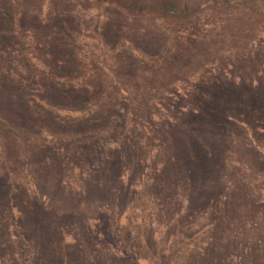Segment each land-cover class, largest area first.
Wrapping results in <instances>:
<instances>
[{
    "label": "rangeland",
    "instance_id": "1",
    "mask_svg": "<svg viewBox=\"0 0 264 264\" xmlns=\"http://www.w3.org/2000/svg\"><path fill=\"white\" fill-rule=\"evenodd\" d=\"M79 1L42 0L46 23L39 37L48 28L67 22L92 29L98 21H103L102 40L107 54L124 37L137 51L156 56L170 43L167 30L171 26L178 52L183 58L193 54L194 61L189 64L177 58L183 77L154 101L159 113L153 119L159 124L160 142L142 144L138 170L126 157V145L107 152L105 148H97L94 142L83 143L82 162L75 171L67 170L56 153H41L42 144L53 143L52 138L56 145L68 144L75 139V130L65 126L46 127L51 138L43 136L37 129L39 119L35 126L28 125L17 116L8 99L6 86L19 89L18 84L0 76V196L2 193L5 198L0 204V264H88L84 248L89 244L83 240L86 226L96 236L103 227L110 231L112 218L119 225L123 223L124 200L137 203L140 199H159L158 193L163 202L156 201V208L146 212L143 226L147 231L146 248L149 246L152 252L142 250L139 255L142 258L131 264L164 263L163 256H169L172 245L188 249L193 240L209 244L217 226L228 239L238 235L230 233L233 227L244 229L252 224L261 227L264 10L258 9L260 2L199 7L184 19L185 25L178 27L175 21L182 18L149 12L131 14L121 10L117 3ZM250 35L253 36L248 52L229 53L231 48L245 46ZM197 64L201 65L199 70ZM194 70L197 72L190 78ZM104 78L107 80L109 74L101 77ZM92 87H83L89 102L93 100ZM97 129L98 125L89 126L83 132V139L98 135ZM147 164L151 166L153 180H148ZM143 169L144 182L140 175ZM170 174H175L174 185ZM103 185L111 190L108 194L99 192ZM120 185L128 188L127 197L120 194ZM94 189L96 194H92ZM10 194L12 204L7 205ZM225 202L234 209L226 211L227 215L254 210L257 214L234 220L235 226H229L226 219L220 220ZM77 218L79 221L74 224L72 220ZM262 229L259 234L255 230L247 233L249 241L256 242V248L251 246L250 250L256 254L257 264H264ZM20 230L24 238L19 236ZM240 241L242 246L241 238ZM92 247L96 257L101 251L108 262L106 257L110 252L123 256L120 249L108 242ZM250 250L245 249L244 253L251 255ZM230 251L233 252L226 258L239 252L243 255L239 246L238 252L237 247H222V257ZM98 260L99 257L97 263ZM241 260L242 264L252 262L246 257Z\"/></svg>",
    "mask_w": 264,
    "mask_h": 264
},
{
    "label": "trees",
    "instance_id": "2",
    "mask_svg": "<svg viewBox=\"0 0 264 264\" xmlns=\"http://www.w3.org/2000/svg\"><path fill=\"white\" fill-rule=\"evenodd\" d=\"M82 1L90 4L117 3L121 10L131 14L149 12L182 18L183 20L175 21V26L178 27L185 25L184 19L199 7L227 5L231 2L247 1L251 4L255 2V0H80L79 2ZM256 1L260 2L258 9L264 10V0ZM43 13L42 0H0V76L3 80L11 79L19 86V89L14 86L9 89L6 86L9 90L8 99L15 107L17 116L23 118L28 125L34 126L38 118L37 129L43 136L50 137L46 134V127L65 126L75 130V139L70 140L68 144L56 145L52 138L53 143L44 142L39 150L47 155L56 153L65 162L64 167L67 170L75 171L79 168L83 158L81 145L87 141L96 143L97 148H105L107 152L116 150L120 145H126V157L134 162L135 170L140 169L141 164L137 159L142 152L140 149L142 144L160 142L159 124L153 119V115L159 113L154 101L181 79L182 69L176 64L177 58L179 62L184 59V62L190 64L194 61V55L186 57L183 55L185 57L183 58L178 52L175 45L176 34L171 31V26L167 30L170 33V43L156 56L137 51L133 43L124 37L112 52L107 54L102 40L103 21H98L92 29L81 27L71 21L48 28L46 33L39 37V32L46 23ZM252 36H248L245 46L231 48L229 53L237 55L248 52L251 48ZM262 44L264 45V40ZM118 57L122 59L118 61ZM199 64H197L198 70L201 67ZM196 70L192 71L190 78L194 76ZM106 74H109V78L102 80L101 77ZM90 85L93 86L90 91L93 95L92 102L85 99L84 91V88H89ZM94 125H98L97 130H100L98 135L83 139V132ZM147 171H149L148 180H153L149 164ZM140 175L144 182V169ZM169 177L174 185L175 174L172 176L170 174ZM120 186V194L127 197L128 188L125 185ZM108 189V185H103L99 192L103 195L108 194L111 191ZM11 191L13 192L12 189ZM95 191L96 189L92 190V194H96ZM157 195L159 199L157 197L144 201L140 199L137 203H133V200L128 198L124 200L126 204L124 220L120 225L130 228L128 231L127 229L124 231L114 218L109 223L113 228L109 231L103 227L98 231L100 234L97 235L98 237L86 226L83 240L89 244L84 248L88 264H131L142 258L140 257L142 250L151 253L149 246L146 248L147 231L143 226L146 212L156 208V201L163 202L159 193ZM4 199V194L1 193V205ZM7 202V205L12 204L11 194ZM257 204L259 203H255ZM232 210L234 209L230 203L225 202L222 210L224 214L221 215L220 220L226 219L229 226L235 224L234 220H245L257 214L254 210L247 214L228 212L232 214L227 215L226 211ZM228 217L233 220L229 221ZM262 219L261 227L252 224L244 229L241 226L231 228L233 230L229 231L232 235L235 233L239 235H235L234 239L224 238L225 232L217 226L209 244L204 240L199 242L193 240L189 243L188 249L186 246L172 245L169 256H163L164 263L159 264H242V257L250 258L252 260L250 264H257L256 254L250 250L252 247L256 248V242L249 241L247 233L252 234L255 230L259 234L258 231L264 228V218ZM78 221V218L72 220L74 224ZM56 224L60 226L61 222ZM18 234L23 237L21 230ZM240 238L243 242L242 246ZM104 242L120 249L123 256L118 257L110 252L106 257L108 262L100 251L97 263L96 251H93L92 246L94 244L96 247L98 243L101 246ZM148 243L150 244V240ZM238 246L243 255L240 256L239 252L226 258L233 252L230 251L224 258L222 257V247H237L238 252ZM245 249H249L251 255L245 254Z\"/></svg>",
    "mask_w": 264,
    "mask_h": 264
}]
</instances>
